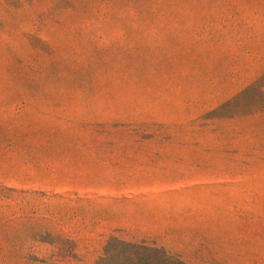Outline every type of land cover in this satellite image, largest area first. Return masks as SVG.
I'll use <instances>...</instances> for the list:
<instances>
[{"label": "rangeland", "instance_id": "rangeland-1", "mask_svg": "<svg viewBox=\"0 0 264 264\" xmlns=\"http://www.w3.org/2000/svg\"><path fill=\"white\" fill-rule=\"evenodd\" d=\"M110 236L264 264V0H0V264Z\"/></svg>", "mask_w": 264, "mask_h": 264}, {"label": "trees", "instance_id": "trees-1", "mask_svg": "<svg viewBox=\"0 0 264 264\" xmlns=\"http://www.w3.org/2000/svg\"><path fill=\"white\" fill-rule=\"evenodd\" d=\"M96 264H182L179 259L155 244L129 242L110 236Z\"/></svg>", "mask_w": 264, "mask_h": 264}]
</instances>
